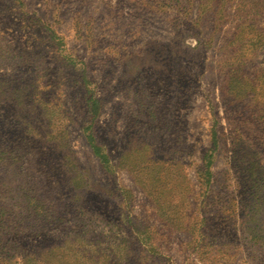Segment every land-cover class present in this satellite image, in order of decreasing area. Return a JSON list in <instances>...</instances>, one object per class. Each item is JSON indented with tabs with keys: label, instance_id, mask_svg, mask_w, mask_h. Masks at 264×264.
I'll list each match as a JSON object with an SVG mask.
<instances>
[{
	"label": "rangeland",
	"instance_id": "374dc122",
	"mask_svg": "<svg viewBox=\"0 0 264 264\" xmlns=\"http://www.w3.org/2000/svg\"><path fill=\"white\" fill-rule=\"evenodd\" d=\"M0 264H264V0H0Z\"/></svg>",
	"mask_w": 264,
	"mask_h": 264
},
{
	"label": "trees",
	"instance_id": "16d2710c",
	"mask_svg": "<svg viewBox=\"0 0 264 264\" xmlns=\"http://www.w3.org/2000/svg\"><path fill=\"white\" fill-rule=\"evenodd\" d=\"M87 138H88V140H89L90 143L94 144L95 141H94L93 134L88 135ZM92 146H93V148H94V145H92ZM94 149H95V148H94ZM97 152H98V151H97ZM97 154H98V153H97ZM99 157H100V158H103L101 155H99Z\"/></svg>",
	"mask_w": 264,
	"mask_h": 264
}]
</instances>
